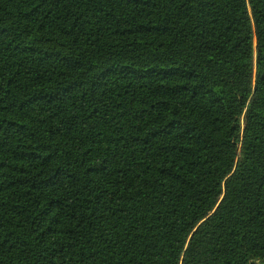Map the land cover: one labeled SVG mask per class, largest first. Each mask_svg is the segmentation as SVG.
<instances>
[{
	"label": "trees",
	"instance_id": "16d2710c",
	"mask_svg": "<svg viewBox=\"0 0 264 264\" xmlns=\"http://www.w3.org/2000/svg\"><path fill=\"white\" fill-rule=\"evenodd\" d=\"M0 264H264V0H0Z\"/></svg>",
	"mask_w": 264,
	"mask_h": 264
}]
</instances>
